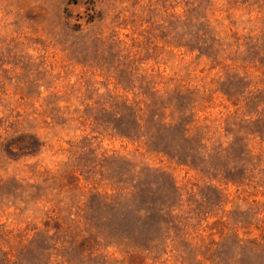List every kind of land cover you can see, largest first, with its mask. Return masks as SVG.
Wrapping results in <instances>:
<instances>
[{
	"label": "rangeland",
	"instance_id": "374dc122",
	"mask_svg": "<svg viewBox=\"0 0 264 264\" xmlns=\"http://www.w3.org/2000/svg\"><path fill=\"white\" fill-rule=\"evenodd\" d=\"M0 252L264 264V0H0Z\"/></svg>",
	"mask_w": 264,
	"mask_h": 264
},
{
	"label": "trees",
	"instance_id": "16d2710c",
	"mask_svg": "<svg viewBox=\"0 0 264 264\" xmlns=\"http://www.w3.org/2000/svg\"><path fill=\"white\" fill-rule=\"evenodd\" d=\"M123 132L121 133L122 136L127 137L131 140H137L139 137H137V135L133 134L131 129H129L128 131H120ZM117 200V201H116ZM106 204H110V207H113V204H115L117 202L118 204V199L116 198H111L109 201L104 200ZM148 213V211L145 208H138L136 209V215L138 216V218H140L142 215ZM3 258L1 257V252H0V262H3Z\"/></svg>",
	"mask_w": 264,
	"mask_h": 264
}]
</instances>
